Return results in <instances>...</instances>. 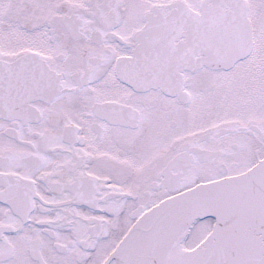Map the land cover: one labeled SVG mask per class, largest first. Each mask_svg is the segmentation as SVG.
<instances>
[{
	"label": "snow or ice",
	"instance_id": "snow-or-ice-1",
	"mask_svg": "<svg viewBox=\"0 0 264 264\" xmlns=\"http://www.w3.org/2000/svg\"><path fill=\"white\" fill-rule=\"evenodd\" d=\"M0 264H264V0H0Z\"/></svg>",
	"mask_w": 264,
	"mask_h": 264
}]
</instances>
